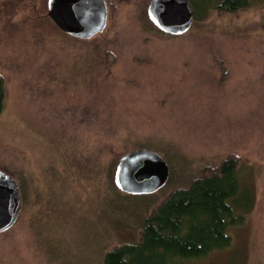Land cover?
I'll list each match as a JSON object with an SVG mask.
<instances>
[{
    "label": "rangeland",
    "instance_id": "1",
    "mask_svg": "<svg viewBox=\"0 0 264 264\" xmlns=\"http://www.w3.org/2000/svg\"><path fill=\"white\" fill-rule=\"evenodd\" d=\"M105 1L115 11L108 16L107 9L94 37L104 35L116 57L108 76L93 74L90 48L58 32L49 17L18 30L14 7L10 18L0 10V169L27 186L16 224L0 233V264H100L102 248L132 237L126 228L146 205L141 194L107 190L101 164L111 139L180 156L185 174L227 153L245 157L254 206L230 227L228 247L186 264H264V0L235 13L193 11L191 27L179 35L145 27L137 0ZM189 1L196 10L199 0ZM82 71L84 83L74 80ZM82 151L86 162L63 168ZM86 168L98 187L80 177Z\"/></svg>",
    "mask_w": 264,
    "mask_h": 264
},
{
    "label": "trees",
    "instance_id": "2",
    "mask_svg": "<svg viewBox=\"0 0 264 264\" xmlns=\"http://www.w3.org/2000/svg\"><path fill=\"white\" fill-rule=\"evenodd\" d=\"M146 2L147 0H137L135 2L137 18L141 20L145 27L157 29L147 17L145 11ZM38 3L35 5L34 2L31 3L30 1L25 3L15 0L5 1L0 10L4 12V16L7 15L10 18L11 15L8 10L14 7L13 15L15 17L14 22H12L20 30L33 21L37 22L40 19L44 20V17L48 18L46 0H39ZM250 3L251 0H199L198 8L193 11L195 16H198L200 9L203 12L205 7L210 6L219 14L235 13L249 6ZM106 5L109 16L115 10L109 11V4L106 3ZM55 28L68 38L75 39L83 44L84 48H90L87 51L92 53L96 65V71L93 74L97 73V75H100L102 71L101 74L103 76H108L111 65L116 61V57L108 49L109 40L104 35L99 36V38L93 35L83 39L69 35L57 26ZM157 31L161 32L158 29ZM92 50L95 52H92ZM74 73L75 71H71L70 76L67 78L73 76ZM77 76L74 80L79 79L84 83V80L89 75L86 76L82 71ZM108 78L106 77V79ZM106 79L103 78L102 80ZM103 86L108 85L104 83ZM75 90H79V88L77 87ZM82 91L89 92L88 89ZM92 97L96 98L94 95ZM5 98L6 80L0 71V115L4 108ZM59 126L64 127L66 130L72 124L61 123ZM72 137L68 138L67 136L63 141L66 143L71 142ZM106 143L108 146V157L101 164V168L103 167V179L107 190L109 189L110 193L115 195L123 192L117 189L113 183V172L119 157L129 150L141 146L132 144L127 146L119 145L113 139ZM150 149L159 152L169 167L167 182L155 191L156 193L159 192L162 197L154 202L155 198H157L155 192L139 196L145 202L146 212L142 214L134 225L131 224L132 228H126V230L131 229L132 237L102 248L98 259L100 264H186L188 260L203 257L212 251L228 247L232 242V237L229 233L230 227L239 225L244 220L246 212L254 206L255 188L253 179L250 178V173L253 170L251 169L252 165L248 163L245 157L243 158L236 153H227L214 162L202 164L197 171L185 174L182 172L184 168L181 170L178 168L180 156L177 157L166 151L163 153L158 148L152 147ZM70 153L72 154L73 150ZM86 161L85 152L82 151L79 157H73L72 155L69 159H64L63 168L69 171L73 164ZM176 167L179 172H176ZM81 170L83 171H81L80 177L85 178L86 184L90 183L95 188L98 187L99 178L97 179L96 177L97 180H95V177H90L89 171L91 169ZM9 174L13 175L10 171ZM96 175L100 174L96 172ZM18 186L22 207V204L27 199V186L22 180L18 183ZM123 193L127 196L130 195ZM60 194L57 193L55 197ZM50 200L52 198L48 201L50 202ZM54 207L57 208L58 206ZM120 220L122 222L121 225H128L125 220ZM16 222L9 229L0 233H9ZM117 225H120L119 222ZM49 252L51 251L48 248V255Z\"/></svg>",
    "mask_w": 264,
    "mask_h": 264
},
{
    "label": "water",
    "instance_id": "3",
    "mask_svg": "<svg viewBox=\"0 0 264 264\" xmlns=\"http://www.w3.org/2000/svg\"><path fill=\"white\" fill-rule=\"evenodd\" d=\"M46 8L50 20L75 37L89 38L106 25L105 0H46ZM146 14L158 30L170 35L186 32L194 18L189 0H148ZM168 177V164L159 152L137 147L119 157L113 183L129 194H147L164 186ZM20 210L19 186L9 173L0 169V232L16 222Z\"/></svg>",
    "mask_w": 264,
    "mask_h": 264
}]
</instances>
